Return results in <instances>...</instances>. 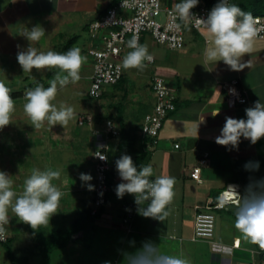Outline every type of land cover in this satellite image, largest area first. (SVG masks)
<instances>
[{
	"label": "crops",
	"instance_id": "obj_1",
	"mask_svg": "<svg viewBox=\"0 0 264 264\" xmlns=\"http://www.w3.org/2000/svg\"><path fill=\"white\" fill-rule=\"evenodd\" d=\"M111 2L112 0H0V68H9L18 51L26 50L30 46V42L23 36L25 30L40 25L45 30V37L34 43L33 47L41 51L58 52L69 39L77 37L73 46L79 47L82 55L89 58L87 62L89 74L83 67L80 74L86 75L89 81L93 61L86 51L96 46L95 40L89 36L87 27L105 13ZM211 41L212 37L207 31L198 34L188 29L184 35V47L173 51L155 44L148 35H143L141 43H148L149 52L154 57L153 63L146 62L147 66L142 71L135 68L123 69L121 82L106 87L98 102L88 105L83 114L75 109V118L66 128L60 125L51 128L45 123L41 129L36 130L25 113H14L12 123L0 130V170L12 176L14 189L18 192L22 190L24 180L33 168L44 170L51 167L62 170L61 179L55 183L61 187L65 195L49 225L42 228L51 229L50 232L57 228H68L77 223L89 208H94L93 190H88V184L94 186L93 151L98 144L103 142L107 145L110 164L114 160L120 141L127 143L129 150L134 148L135 154L143 153L145 141L139 132L140 125L144 116L151 112L155 102L151 91V78L160 76L165 79L175 96L176 109L166 118L158 145L149 152L147 162L151 165L158 164L157 169L160 172L152 166L155 175H168L164 172L165 169L169 171L179 169L169 176L175 177V193L179 195L182 192L181 198H174L169 209L170 215L164 221H159L140 215L138 212L140 206L135 203L133 195L125 194L121 199L112 191L100 216L92 222L88 230H81L74 235L72 238L77 240L70 245H75L79 249L84 248L86 251L89 249L90 252L98 239L96 228H99L97 230L100 233L103 230V233L108 234L119 229L128 235L126 241L121 242L119 258L123 255L124 247L136 251V247L139 249L144 242L150 241L160 246L165 254H182L191 260V264L249 262V251L254 245L246 242L235 228L234 213L238 207L213 211L215 219L213 236L206 240H191L196 206L201 208L199 212L205 211L203 207L207 202L215 201L218 194L230 185L240 187L242 198L248 194L250 186L256 191H264V186L257 183L264 181V139L252 144L250 140L242 137L238 149L221 146L215 142V138L221 134L226 117L247 119L245 109L254 106L257 101L264 103V41L255 40L252 52L242 58V62L251 61V64L242 71H232L223 61L205 64L203 50ZM128 51L130 49L121 55L124 57ZM122 59L120 56L119 61ZM43 72L52 77L55 73L50 70ZM232 79L238 80V88L247 98V102L229 108L222 85ZM38 81H43L45 86H49L43 79L34 82ZM31 83L24 89L13 92L18 93L13 99L21 100L19 104L26 102L25 93L30 89ZM18 106L23 108L22 105ZM218 110L219 115L213 116L212 113ZM86 114L93 116V124L84 125L87 129V145L83 149L85 157L78 159V154L66 147V143L73 142V145L77 146L80 139L85 138L84 132L82 135L78 129L84 126H79L77 120L80 115ZM107 120L114 123L119 137L106 139L104 127ZM16 128L18 129L15 130ZM73 131L77 134L73 135ZM94 131H100V134L94 135ZM42 135H46L45 138L48 136L49 142L58 141V144L51 142L52 144L42 145V148L38 147V150L36 146ZM33 140H37V143ZM174 144H179V148L175 149ZM73 148L78 151V147ZM204 153H208L206 164L198 168V177L195 179L192 175L193 170ZM166 159L169 164L174 163L169 165ZM78 162L84 164L86 168L80 170ZM249 162H258L259 169L246 170L245 165ZM143 163H140L138 170ZM64 170L68 171V174L63 175ZM81 173L90 174L93 179L87 183L83 182L80 180ZM112 180L115 186L122 182L121 178L115 176ZM71 181L72 186L65 190L63 186L66 187ZM127 202L133 203L136 210L130 224L124 226L121 208ZM9 215L10 222L6 226L9 243L21 234L22 242H34V238L26 235L33 230L31 226L19 221L11 212ZM64 220L69 221L68 226H54L55 222L61 225ZM238 237L239 248L232 249V244ZM128 240L130 245H126ZM10 249L14 252L12 248ZM89 252L86 257L92 259ZM103 257L102 254L101 263L109 264V258ZM253 260L255 264H260L258 257ZM91 262L98 264L94 260Z\"/></svg>",
	"mask_w": 264,
	"mask_h": 264
},
{
	"label": "clouds",
	"instance_id": "obj_2",
	"mask_svg": "<svg viewBox=\"0 0 264 264\" xmlns=\"http://www.w3.org/2000/svg\"><path fill=\"white\" fill-rule=\"evenodd\" d=\"M126 3L127 0L123 6ZM198 4L199 0H180L174 5V12L184 25L195 18L196 23L203 25L211 35V44L206 45L203 50L204 63L215 64L223 61L232 71H242L248 67L251 61L242 62V58L254 48L260 31L256 26L259 23L258 18H254L250 12L243 11L239 6L230 4L229 0H219L207 19H202L192 14V9ZM23 36L30 42L26 50H19L17 53V61L24 72H32L33 69H58L49 80L48 87L38 84L26 91L23 110L36 130L41 129L45 123L51 128L56 125L66 128L75 118V109L63 102L57 105L55 100L59 89L70 83L75 84L81 79L80 73L87 57L75 46L65 53L54 50L41 51L33 47L34 43L45 37V30L40 25L26 29ZM127 47L130 51L122 60L125 70L135 68L142 71L147 66L146 62L150 63L154 59L148 46L140 44L135 35L127 42ZM11 93L12 89L7 86L5 80L0 79V130L12 123L16 110V102ZM245 112L247 119L225 118L221 134L215 138L218 145L238 149L242 137L250 140L252 144L264 139V103L257 101L254 106L245 109ZM212 115H219V110ZM115 163L122 180L116 187L117 197L122 199L125 194L133 195L135 203L140 206V215L164 221L170 215V205L176 195L175 177L155 175L151 164L143 165L138 170L132 157L127 154L122 155ZM245 168L258 170L259 163L249 162ZM61 176L62 170L59 168H33L25 178L22 190L18 192L14 189L12 176L0 170V235L5 232V226L10 222V212L19 221L30 225L33 230L48 226L65 195L55 183ZM92 179L90 174H80V180L83 182L87 183ZM257 183L264 186V181ZM93 188V185L88 184V190ZM226 189L231 190L235 196L230 198L231 203L224 206L238 207L234 213L235 228L246 242L264 250V191H256L250 186L248 194L242 198L239 186L230 185L224 190ZM220 193L215 201H220ZM223 210L225 209L217 211ZM239 243L240 237L237 238V246ZM124 264H191V260L182 254H165L160 246L148 241L134 253L127 254Z\"/></svg>",
	"mask_w": 264,
	"mask_h": 264
},
{
	"label": "built area",
	"instance_id": "obj_3",
	"mask_svg": "<svg viewBox=\"0 0 264 264\" xmlns=\"http://www.w3.org/2000/svg\"><path fill=\"white\" fill-rule=\"evenodd\" d=\"M180 1V0H177ZM125 0L119 2L109 8L103 15L92 21L88 27V33L92 40H98L100 45L88 49V56L93 61L92 75L89 79L88 95L90 98L99 99L102 97L105 88L108 86L117 85L123 77V67L119 59L121 54L129 49L127 42L135 35L140 44H142L143 35H148L157 45L165 46L170 50H181L184 47V35L186 30H193L198 34L207 31L203 25L196 23L195 18L189 20L187 25H184L174 12L176 0ZM219 3L207 8L201 4L192 9V14L198 18L207 19L210 11ZM230 3V0H229ZM258 18L259 23L256 25L260 31L256 40L264 41V17L253 16ZM154 61V60H153ZM150 62L148 64L153 63ZM226 93V104L229 108H234L237 105H243L247 102V98L238 88V80L232 79L222 85ZM151 91L155 97V102L150 113H147L140 125V135L146 139L145 151H153L159 142L160 132L163 124L171 112L175 111V96L172 93L170 86L164 78L153 76L151 78ZM78 125L84 126L93 124V116L86 114L78 117ZM105 137L111 135L115 137L119 134L114 123L107 120L104 127ZM100 134V131H94V135ZM174 148L178 149L179 144H174ZM108 147L101 142L93 151L95 160V175H94V210L96 207L104 204L105 194L108 192L106 172L111 169V164L108 161L106 151ZM208 153L199 159L198 165L193 170V178L197 179L201 166L206 164ZM118 173V171H117ZM119 175V173H118ZM235 196L231 190L226 189L219 195L220 201H208L203 207H195V216L193 221L192 241L206 240L213 236L215 219L213 211L219 209L228 210L224 204L231 203ZM124 217L122 223L128 226L132 221L135 213V206L131 202L122 205ZM9 240L7 227L5 232L0 235V244H5ZM235 240L232 244V249L239 248ZM250 260L247 264H255L253 258L258 257L260 264H264V250H261L257 245L249 251Z\"/></svg>",
	"mask_w": 264,
	"mask_h": 264
},
{
	"label": "rangeland",
	"instance_id": "obj_4",
	"mask_svg": "<svg viewBox=\"0 0 264 264\" xmlns=\"http://www.w3.org/2000/svg\"><path fill=\"white\" fill-rule=\"evenodd\" d=\"M87 37V34H86ZM85 37V39H86ZM61 43L63 41H60ZM148 44V43H147ZM146 44V45H147ZM95 46H99L100 43L98 40H95L94 42ZM148 46V45H147ZM60 52V51H58ZM121 58H123V55H121ZM88 57H87V62H88ZM123 60V59H122ZM11 62V60H10ZM86 64L83 66V69L87 70V74H89V68H88V64ZM122 62V61H120ZM86 67V68H85ZM49 71V70H48ZM56 72L58 71V69H52L50 70V72ZM3 72H7V73H3ZM3 73V74H2ZM81 75V79L75 83V84H68L66 87L62 88L59 90L55 103H61V101L67 105L73 106L74 109H78L80 110L79 112H82V114L85 112V109L88 107V105L93 104L98 102V99H93L90 98L88 95V88H89V81L86 78V75ZM92 75V74H91ZM90 75V77H91ZM89 77V75H88ZM89 77V78H90ZM0 79L5 80L6 84L8 87H10L12 89V93L13 92H17L20 91V89H24L25 86H28L29 83L43 79L45 80V82L47 83V85H49V80L52 79V75H48V73L43 72L42 71H38L33 69L32 72H24L23 69L21 68V66L19 65L18 61H17V57L13 58L11 65L9 68H0ZM110 87V86H108ZM11 93V94H12ZM61 99V100H60ZM21 100H15L16 102V110L14 113H25L23 108H20L18 105H24L26 102H23L22 104H19ZM14 115V114H13ZM20 115V114H18ZM18 128H16L15 130H17ZM74 129L76 130L77 128ZM80 133L84 132L85 138L80 139V143H77V146L73 145V142H67L66 143V147L68 146L69 149L72 150L73 153H77L78 154V159H80V157L84 158V152L83 149H85V145H87V129L86 126L84 127H80L78 128ZM73 135L77 134L76 131H73L72 133ZM46 135H42L41 140L38 142L37 144V148H42V145H46V144H58V141H51L49 142V137L47 136V138H45ZM33 137V136H31ZM32 140V138L30 139ZM57 140V138L55 139ZM34 143H37V140H33ZM73 147H78V151L75 150ZM38 148V150H39ZM150 157V156H149ZM148 157V159H149ZM167 160V159H166ZM148 160H146L143 164L147 165ZM168 161V160H167ZM88 162V159H87ZM86 162V163H87ZM174 162H171L169 164L171 165ZM160 164V163H159ZM177 164V163H176ZM152 166H155V170L158 172L159 170L158 168V164L157 163H153ZM78 168L80 170L85 169L86 167L84 166V164H82L81 162H78ZM154 170V171H155ZM178 168L174 169V170H164V172H166L169 176L170 173L175 174L176 172H178ZM75 172V171H73ZM160 172V171H159ZM68 174V171L64 170L63 171V175ZM67 176V175H66ZM65 176V177H66ZM64 177V178H65ZM72 186V181L70 184H67V186H63V188L65 190H67V188ZM66 192V191H65ZM71 194V192H69ZM182 196V192L179 193V195H175L176 198L180 199ZM69 216H66V218H68ZM59 225H57V223L55 222L54 226H68L69 221L64 220L61 225L60 223H58ZM54 228V227H53ZM99 228H96V232L98 233V239H96V244H94V246L91 248V251L89 252V249L87 250L89 252V255L92 257H86V254L88 253L84 248H77V246L75 245H70L69 247H67V250L62 251V252H54L53 256H52V261L53 264H96L94 262H91L92 260L97 261L98 264H102L101 259H102V254H103V258H109V264H124V260L127 254L131 253V252H135V250H129L127 248L124 247L123 250V255H121V257L119 258L118 254H119V248L121 246V242L122 241H126L128 235H126L122 230L119 229H115L113 231L110 232V234L107 233H102L99 232V230H97ZM48 230L50 232L51 229H45ZM29 231V229H28ZM47 231V232H48ZM34 230H31L30 233H27L26 235L28 237H34L33 236ZM9 234V233H8ZM104 235V237H103ZM23 236V234L19 235L18 238H15V240H12V242L10 243V248H12L14 250V252L16 253V255L21 256V257H28V260L31 261L32 264H38L39 263V259L34 256V252L38 250L37 246H35V242H22V240L20 239ZM22 242V243H20ZM28 244V245H26ZM126 245H130V240L127 241ZM135 249H138L137 247ZM31 252V253H30ZM36 253V252H35ZM118 258V259H117ZM0 264H11L9 262L8 256H7V248H5L4 245L0 244Z\"/></svg>",
	"mask_w": 264,
	"mask_h": 264
},
{
	"label": "trees",
	"instance_id": "obj_5",
	"mask_svg": "<svg viewBox=\"0 0 264 264\" xmlns=\"http://www.w3.org/2000/svg\"><path fill=\"white\" fill-rule=\"evenodd\" d=\"M217 1L218 0H199V4L207 8H211L216 4ZM118 2L119 0H112L111 4L109 5V8L115 6ZM179 2L180 1L176 0V3H179ZM230 4L239 6L243 11L250 12L253 16H263L264 17V0H230ZM109 8H107V10ZM88 27H87V30H89ZM76 39H77L76 36L69 39L67 43L63 45L60 52L65 53L68 50H70L73 47ZM87 51H86V54L88 55ZM38 84H43L44 87H47L45 86L43 81H38V82L31 83L30 88H34ZM17 96H18V93H12L13 98ZM175 101L176 99H174V103ZM175 109H176V104H175ZM119 135L120 134H118L115 137H119ZM109 137H112V136L110 135ZM143 140L145 141L144 142V147H145L147 140L146 139H143ZM144 150H143V153L135 154L134 152L136 151L134 148L129 150V148H127V143L120 141V143L117 145V148H116L114 160L111 163L112 167L108 172H106V179H107L106 184L108 187V192L105 194L106 200L104 204L100 205L99 207H96V212L94 214H91L94 208H92L93 210L89 208L85 214L83 213L82 217L79 218L77 223H74L72 226L68 228H57L55 230H52L51 232H49L48 230H45L46 228H42V227H40L38 230H34L33 238H34V242L36 243L35 246H37L38 248V250L35 251L36 253L34 252V256H36L39 259L38 264H53L52 256L54 252H57V251L62 252V251L67 250V247L71 243L77 240V238L75 239L72 238L74 235L81 232V230L86 231L88 230V228L92 226V222L95 221L98 218V216H100V214L103 212L104 208L106 207L108 203V197L112 194L111 192L113 191L114 194L116 193L117 186H115V184L113 183L112 177L115 176L116 178H120V176L117 173L115 162L118 159H120L122 155L127 154L132 157L133 162L138 169V166L140 165V163L145 162L146 160H148V157H149V152L144 151ZM108 161H109V158H108ZM92 201H93L92 204L94 206V197ZM121 211H122V218H123L124 212L122 208H121ZM9 241L5 244H1V245H4L5 248H7V256H8L9 262L11 264H32L31 261L28 260V257L25 258V257L16 255V253L10 249Z\"/></svg>",
	"mask_w": 264,
	"mask_h": 264
}]
</instances>
